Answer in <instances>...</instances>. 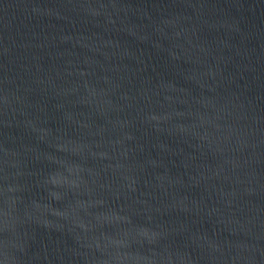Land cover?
I'll list each match as a JSON object with an SVG mask.
<instances>
[{"label":"water","instance_id":"95a60500","mask_svg":"<svg viewBox=\"0 0 264 264\" xmlns=\"http://www.w3.org/2000/svg\"><path fill=\"white\" fill-rule=\"evenodd\" d=\"M0 264H264V0H0Z\"/></svg>","mask_w":264,"mask_h":264}]
</instances>
